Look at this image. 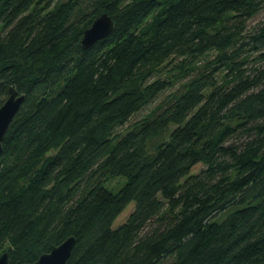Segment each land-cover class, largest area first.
<instances>
[{
    "label": "trees",
    "instance_id": "trees-1",
    "mask_svg": "<svg viewBox=\"0 0 264 264\" xmlns=\"http://www.w3.org/2000/svg\"><path fill=\"white\" fill-rule=\"evenodd\" d=\"M263 8L0 0V105L24 96L0 155L9 264L69 236L67 264H264ZM102 13L113 31L83 48Z\"/></svg>",
    "mask_w": 264,
    "mask_h": 264
},
{
    "label": "water",
    "instance_id": "water-1",
    "mask_svg": "<svg viewBox=\"0 0 264 264\" xmlns=\"http://www.w3.org/2000/svg\"><path fill=\"white\" fill-rule=\"evenodd\" d=\"M114 28V23L107 13L100 14L91 25L83 31L81 46L89 48L97 41L107 37ZM24 96L10 87L8 95L0 105V155L2 153V141L5 133L19 110ZM75 244V237L69 236L50 251L41 254L31 264H67ZM0 264H9L7 252L0 253Z\"/></svg>",
    "mask_w": 264,
    "mask_h": 264
},
{
    "label": "rangeland",
    "instance_id": "rangeland-1",
    "mask_svg": "<svg viewBox=\"0 0 264 264\" xmlns=\"http://www.w3.org/2000/svg\"><path fill=\"white\" fill-rule=\"evenodd\" d=\"M263 19H264V8L260 12H258L252 19L249 20L248 25L252 26L255 23H258L259 21H261ZM145 113H146V110L138 113L137 115H135L130 120V122L141 119L144 116ZM202 167H203V165L201 163H198L191 169V172L192 173H196ZM121 182H122V178L115 176V177H112L110 179V181H108L107 185H108L109 188L115 189L121 184ZM132 207H133V202L128 204L127 207L116 217V219L113 222V225L117 226L119 223H121L126 218V216L129 214V212L131 211Z\"/></svg>",
    "mask_w": 264,
    "mask_h": 264
}]
</instances>
